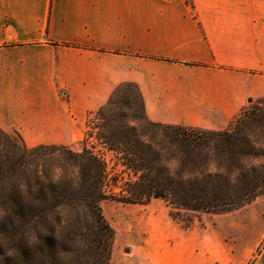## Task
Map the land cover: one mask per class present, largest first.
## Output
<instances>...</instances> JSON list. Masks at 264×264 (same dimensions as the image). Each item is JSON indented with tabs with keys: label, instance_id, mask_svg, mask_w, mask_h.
<instances>
[{
	"label": "crops",
	"instance_id": "crops-1",
	"mask_svg": "<svg viewBox=\"0 0 264 264\" xmlns=\"http://www.w3.org/2000/svg\"><path fill=\"white\" fill-rule=\"evenodd\" d=\"M125 84L152 123L226 130L264 98V0H0L1 131L72 147ZM112 210L109 264H245L259 244L184 230L158 199Z\"/></svg>",
	"mask_w": 264,
	"mask_h": 264
},
{
	"label": "trees",
	"instance_id": "trees-1",
	"mask_svg": "<svg viewBox=\"0 0 264 264\" xmlns=\"http://www.w3.org/2000/svg\"><path fill=\"white\" fill-rule=\"evenodd\" d=\"M93 115L97 141L133 179L110 175L88 136L79 152L29 149L18 133L0 130V264H109L114 232L102 201L162 200L178 223L173 210L224 215L264 195V98L223 131L150 122L131 84Z\"/></svg>",
	"mask_w": 264,
	"mask_h": 264
},
{
	"label": "rangeland",
	"instance_id": "rangeland-1",
	"mask_svg": "<svg viewBox=\"0 0 264 264\" xmlns=\"http://www.w3.org/2000/svg\"><path fill=\"white\" fill-rule=\"evenodd\" d=\"M116 111L123 113L125 115L129 114L127 108L124 106H119L116 109ZM88 123H89V128L91 129L89 130V133L87 134L86 131L88 130V127H87ZM96 124H98L97 118L93 114L89 115L86 120V127H85V133H84L83 139L86 136H88L87 144L94 147L96 153L102 158H104V160L106 161L108 165V170H109L110 175L114 174L116 176H119L121 177L122 180L133 179V177L127 176L122 170V168L118 165L117 162L120 157L108 151L104 147V145H102L99 141H97V136L95 135L96 131L94 129V126ZM82 141L73 145L72 147H67V148L72 149L75 152H79L81 150ZM101 203L110 204L111 206V209L108 210V213L106 215H104L102 211L106 221L110 225L109 219H110L111 214L113 213L112 208H118L122 204L111 202V201H102ZM173 212L176 215H178V218H179L178 224L180 226L182 224L188 223V220H191L190 222L191 228L193 226H202L203 221H211L212 223H214L215 225H218L219 227L223 226L225 229L224 231L228 233L227 235L228 238H226V241L230 244H233V243L245 244L247 247V250L249 249V247L253 245V243L256 242V240H259L258 241L259 244L251 252V255L249 256L245 264H254L257 255L260 253L261 249L264 247V195L258 197L257 199H255L253 202H251L244 208L238 211L229 213V214H224V215H209L205 213H185V212H178L176 210H173ZM240 222L241 224L242 222H246V225L240 224L239 225L240 227L238 228L228 229V226L237 225Z\"/></svg>",
	"mask_w": 264,
	"mask_h": 264
}]
</instances>
